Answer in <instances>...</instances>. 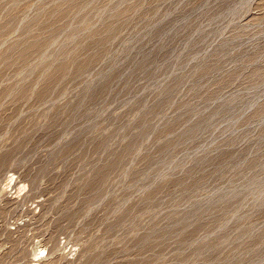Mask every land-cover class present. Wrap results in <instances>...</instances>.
I'll return each instance as SVG.
<instances>
[{"label":"rangeland","instance_id":"1","mask_svg":"<svg viewBox=\"0 0 264 264\" xmlns=\"http://www.w3.org/2000/svg\"><path fill=\"white\" fill-rule=\"evenodd\" d=\"M0 264H264V0H0Z\"/></svg>","mask_w":264,"mask_h":264},{"label":"bare ground","instance_id":"2","mask_svg":"<svg viewBox=\"0 0 264 264\" xmlns=\"http://www.w3.org/2000/svg\"><path fill=\"white\" fill-rule=\"evenodd\" d=\"M12 178V177H11ZM42 251V250H41Z\"/></svg>","mask_w":264,"mask_h":264}]
</instances>
